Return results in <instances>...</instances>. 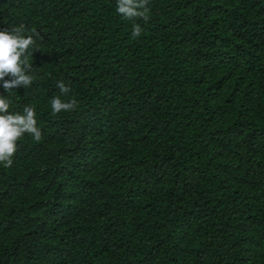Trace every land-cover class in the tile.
<instances>
[{
  "label": "trees",
  "instance_id": "1",
  "mask_svg": "<svg viewBox=\"0 0 264 264\" xmlns=\"http://www.w3.org/2000/svg\"><path fill=\"white\" fill-rule=\"evenodd\" d=\"M116 3L0 0L43 37L0 83L42 132L0 164V264H264V0H150L135 38Z\"/></svg>",
  "mask_w": 264,
  "mask_h": 264
},
{
  "label": "clouds",
  "instance_id": "2",
  "mask_svg": "<svg viewBox=\"0 0 264 264\" xmlns=\"http://www.w3.org/2000/svg\"><path fill=\"white\" fill-rule=\"evenodd\" d=\"M150 0H117L116 11L123 19L132 21V37L141 36L143 29L137 20L145 23L149 20ZM26 34L25 25L13 26L0 30V83L3 89L11 94L14 89H25L35 81L30 57L35 49L40 48L37 41L43 37L36 28ZM7 77V79H6ZM61 95L53 96L50 100L53 116L61 112H70L78 107L75 98L62 100L61 96H68L71 87L63 80L56 83ZM9 96L0 95V164L5 168L13 165V157L18 151L17 142L27 133L35 141L42 139L41 129L37 127L36 109L25 106L23 113L9 111L11 106Z\"/></svg>",
  "mask_w": 264,
  "mask_h": 264
}]
</instances>
